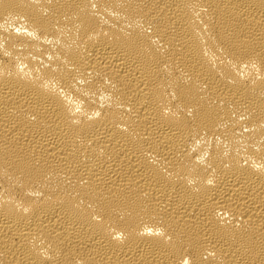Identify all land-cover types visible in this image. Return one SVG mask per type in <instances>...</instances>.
Returning <instances> with one entry per match:
<instances>
[{"label": "bare ground", "instance_id": "obj_1", "mask_svg": "<svg viewBox=\"0 0 264 264\" xmlns=\"http://www.w3.org/2000/svg\"><path fill=\"white\" fill-rule=\"evenodd\" d=\"M0 264H264V0H0Z\"/></svg>", "mask_w": 264, "mask_h": 264}]
</instances>
